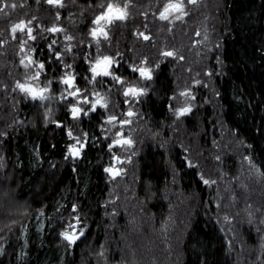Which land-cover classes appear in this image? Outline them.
I'll return each instance as SVG.
<instances>
[{"label":"trees","instance_id":"trees-1","mask_svg":"<svg viewBox=\"0 0 264 264\" xmlns=\"http://www.w3.org/2000/svg\"><path fill=\"white\" fill-rule=\"evenodd\" d=\"M50 1L30 0L29 7L39 5L41 10L51 12ZM75 1L83 8V13L74 15L73 23L64 17L62 23L67 28L59 24L57 29L75 30L80 36L78 40L84 39L89 46L84 41L75 51V61L68 56L66 60L73 61L70 71L77 75L81 89L88 91L87 82L92 81L96 82V88L105 91L107 88L101 77H92L90 69L98 52L95 51L97 44L90 43L88 30L94 18L91 7L97 6L99 0ZM168 1L173 0H155L157 6ZM219 1L218 35L209 56V67L202 71L205 78L211 79V87L205 84L197 87L196 105L183 119L185 135L176 132L175 137H171L165 132L169 131V105L175 91V77L168 61L159 64L153 87L139 103L155 138L146 137L141 142L135 185L147 209L153 213L157 229L173 217V202L169 196H175L177 189L194 198L179 264H236L227 240L205 210L209 203L214 212V194L208 193L199 168L188 164L180 141L191 143L194 148L199 145L210 155L220 150L217 144L221 143L225 146L223 167L232 176L238 175L240 161L247 157L253 169L249 177L255 181L254 185L263 189L264 196V0ZM63 10L66 12V8ZM140 12V15L124 13L115 22L117 26L110 39L118 49L116 53L121 62L116 74L121 79L137 77L132 68L136 61L130 51L135 31L162 29L153 21L150 27L143 15L149 12ZM58 21L61 20L52 21L47 17L45 21L35 20V27L40 29V37L34 43L37 44L36 55L46 75L56 80L53 95L61 92V77L66 71L61 64L64 58L56 57L65 42L60 35L55 37L53 25L57 26ZM50 43L59 46L52 52ZM139 49L142 54V48ZM50 100L30 102V99L21 98L19 115L0 145L6 161V169L0 175V264H111L122 261L126 222L120 217L112 227L111 209L107 207L111 193L107 167L118 154V148L111 145V136L112 131L118 129L119 120L113 119L114 124L108 126L106 112L101 108L75 117L67 104L57 100L49 103ZM122 100L119 109L124 111ZM106 128L110 129L107 139ZM77 139L85 144L79 156L74 157L70 147ZM174 177L177 184L173 183ZM172 188L175 191H171ZM251 207L243 210L245 215L249 211V216L241 217L243 221L240 218L241 235L250 246L248 264H264V257L258 255L261 250L257 240L258 216ZM70 229L78 231L77 239L67 235Z\"/></svg>","mask_w":264,"mask_h":264},{"label":"rangeland","instance_id":"rangeland-1","mask_svg":"<svg viewBox=\"0 0 264 264\" xmlns=\"http://www.w3.org/2000/svg\"><path fill=\"white\" fill-rule=\"evenodd\" d=\"M29 1L0 0V145L7 129H11L14 118L19 115L21 98L30 99V102L39 98L51 99L49 103L53 100L63 102L75 117L90 114L99 108L103 109L106 112L108 126L114 124L113 119L119 120L118 129H115V132L113 130L111 136V145L118 148V154L107 167L111 185L110 198L107 202V207L111 209L109 217L112 227L120 217H124L126 222L121 247L124 260L111 264H179L182 259L184 233L190 213L193 212L194 198L178 190V185L176 191L172 188L171 191L176 192L175 196H169L173 202V217L169 218L161 229H157L153 213L147 209L146 201L139 196L135 185L141 142L146 137L155 138L149 129L150 125L144 119L139 103L153 87L154 74L159 64L168 61L175 77V91L169 105L170 123L167 127L169 131L165 132L171 137L173 135L175 137L176 132L185 135L183 119L190 115L196 105L199 98L197 87L204 84L211 87V79L205 78L202 71L203 68L209 67V56L214 51L220 21L218 13L220 1L173 0L157 6L155 0H99L97 6L91 7L94 18L88 35L90 43L97 44L95 51L98 52V56L90 63V69L92 77H101L103 85L107 88L105 91L96 88V82L92 81L87 82L88 91L78 86L77 75L70 69L75 61L73 58L75 51L85 40L82 42L78 40L80 36L75 30L69 32L67 29H57L60 25L65 27L62 23L64 17L66 21L73 23L74 15L83 13V8L78 6V2L46 0L50 1L53 8L48 12L41 10L39 5L29 7ZM109 6L119 7L127 15L132 13L140 15V10L149 12L143 14L144 22L149 25L152 21L157 22L162 28L158 32L145 28L135 31L130 43V51L136 61L132 68L137 72V77L133 80L121 79L116 74V68L121 60L116 53L118 49L111 44L110 39L114 27L117 26L115 22L117 23L119 18L102 17L107 14ZM45 17L52 21L61 20L57 26L53 25L56 27L53 29L55 37L60 35L65 41L56 53V57L64 58L61 64L66 69L61 77L63 86L59 95H53V84L56 80L43 71L41 59L36 55L37 44H34L40 37L38 35L40 29L35 27V20L39 18L45 21ZM86 43L89 46V42ZM58 46H51L50 43L51 51L56 50ZM139 47L142 48V54L138 52ZM156 51L160 55L155 54ZM67 56L73 61H67ZM106 59L109 60L107 73L95 69V63ZM70 80L72 81L69 82ZM39 91L44 92L43 96H39ZM120 95L125 102L124 111L120 110L122 103L118 97ZM104 131L106 139L109 138L110 129L106 128ZM164 138L162 137V140ZM125 139L126 141H120ZM84 144L85 142L80 139L75 140L70 147L72 156H79ZM217 145L220 150L210 155L199 145L194 148L191 143L180 141L188 164L199 168L208 193L214 194L215 209L213 212L209 203H206L207 216L217 223L236 264H248L250 246H247V239L241 235L243 228L240 218L249 216V211L245 215L243 210L252 206L251 209L258 216L257 226L260 229L257 240L261 250L258 255L259 258L264 257L263 189L254 185L255 181H251L249 176L253 169L247 157L241 158L240 151L238 154L242 161L238 175L232 176L226 172L223 167L225 146L221 143ZM5 169L6 161L0 146V175ZM176 180L174 177V184L178 183ZM67 235L77 239L78 231L70 229ZM250 260L251 258L249 262Z\"/></svg>","mask_w":264,"mask_h":264},{"label":"flooded vegetation","instance_id":"flooded-vegetation-1","mask_svg":"<svg viewBox=\"0 0 264 264\" xmlns=\"http://www.w3.org/2000/svg\"><path fill=\"white\" fill-rule=\"evenodd\" d=\"M120 12H122V16H120ZM124 16V12L119 8V7H113V6H109V9H108V12L107 14H105L104 16H102L103 18H116V19H120ZM108 59H106L105 61H100V62H97L95 63V69H101L102 73H107L108 71V67H107V62ZM109 61V60H108ZM72 80H70L69 82H71ZM39 96H43L44 92L42 91H39ZM41 101H45L46 99H43V98H39ZM120 141H126L125 140H120ZM119 141V142H120ZM84 146V145H83ZM72 239H75V238H72Z\"/></svg>","mask_w":264,"mask_h":264},{"label":"water","instance_id":"water-1","mask_svg":"<svg viewBox=\"0 0 264 264\" xmlns=\"http://www.w3.org/2000/svg\"><path fill=\"white\" fill-rule=\"evenodd\" d=\"M120 16H122V12H120Z\"/></svg>","mask_w":264,"mask_h":264}]
</instances>
